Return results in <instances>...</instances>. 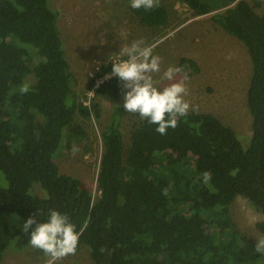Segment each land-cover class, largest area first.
Returning a JSON list of instances; mask_svg holds the SVG:
<instances>
[{"label":"trees","instance_id":"obj_1","mask_svg":"<svg viewBox=\"0 0 264 264\" xmlns=\"http://www.w3.org/2000/svg\"><path fill=\"white\" fill-rule=\"evenodd\" d=\"M182 1L196 16L223 9L213 18L247 49L249 144L244 148L213 114L189 111L164 135L146 120L136 123L124 151L122 109L115 107L101 132L94 198L80 178L61 173L54 162L84 134L71 125L74 111L99 117L97 103L87 108L73 99L57 12L49 0H0V259L9 242L25 248L35 227L26 233L6 215L44 222L57 210L76 225L78 247L89 248L94 264H264V249L256 251L231 216L237 196L264 215V0ZM132 10L143 24L165 20L159 7ZM30 49L40 57L32 69ZM181 62L197 67L187 58ZM111 71L109 61L97 75ZM31 72L35 81L21 93ZM122 85L111 76L94 95L119 97ZM205 172L211 174L207 183ZM34 184L44 196L33 192ZM256 226L264 231V219Z\"/></svg>","mask_w":264,"mask_h":264},{"label":"rangeland","instance_id":"obj_2","mask_svg":"<svg viewBox=\"0 0 264 264\" xmlns=\"http://www.w3.org/2000/svg\"><path fill=\"white\" fill-rule=\"evenodd\" d=\"M253 4L254 0H246ZM263 2V0H257ZM57 12V24L65 56L72 77L73 99L99 106V117L74 111L71 125H80L84 134L62 148L54 162L61 173L81 179L93 197L99 195L97 172L103 149L101 132L105 129L114 108L122 109L121 132L124 151L130 144V133L142 119L138 114L127 113L123 108L124 89L119 97L108 94L94 95L90 80L100 79V67L113 59H120V48L134 40L143 39L146 44H155L154 54L162 58L161 73L170 65L182 68L181 76L189 77L186 99L199 106L198 112L216 116L231 127L242 146L249 144L251 116L246 105V90L251 76V64L245 45L225 31L213 15L223 9L196 16L182 0H160L159 11L165 13L164 22L157 17L149 24L140 22L130 7V0H49ZM27 63L32 69L40 60L33 50L28 51ZM230 57V58H229ZM183 58L192 60L193 68ZM159 78V75H157ZM35 81L33 72L25 83ZM164 81V84H167ZM79 148L73 152V147ZM33 192L44 196L45 192L34 184ZM231 216L241 236L256 243L264 240V231L256 224L264 219L263 213L248 199L237 196L231 205ZM3 219L20 229L24 221L15 214ZM13 221V222H12ZM48 257L30 243L17 250L9 242L0 264H46ZM94 264L86 245L77 247L75 255L65 256L57 264Z\"/></svg>","mask_w":264,"mask_h":264},{"label":"clouds","instance_id":"obj_3","mask_svg":"<svg viewBox=\"0 0 264 264\" xmlns=\"http://www.w3.org/2000/svg\"><path fill=\"white\" fill-rule=\"evenodd\" d=\"M159 4L160 0H130L132 9L143 8L146 11ZM155 47V44H146L143 39L124 45L118 53L120 59L112 62V71L106 78L116 76L123 82L122 87L128 89L123 95V108L127 113L138 114L142 120L157 125L155 131L164 135L168 128H175L179 118L186 117L189 111L198 112L199 106L186 99L189 77L187 74L180 75L183 71L181 67L170 65L161 73L162 58L154 54ZM164 81L168 83L164 84ZM29 87L25 83L19 91L27 93ZM78 151L79 148L74 146L73 152ZM203 175L207 183L211 174L205 172ZM33 224L35 227L29 235V243L48 257L46 264H57L65 256L75 255L81 233L67 214L50 210L44 222L30 217L24 222L22 231L27 233ZM261 249H264V240L256 244V251Z\"/></svg>","mask_w":264,"mask_h":264},{"label":"built area","instance_id":"obj_4","mask_svg":"<svg viewBox=\"0 0 264 264\" xmlns=\"http://www.w3.org/2000/svg\"><path fill=\"white\" fill-rule=\"evenodd\" d=\"M117 61H118V59H113V63H115V62H117ZM110 73H111V72H107V73H105L103 76L100 77V79H94V84H93L94 88H92V91H93V92H94L95 87H97V85H98L100 82H102V81L105 80V79H108V78H106V76H108ZM89 98H90V97H88L87 100H84V101H83V103H84L85 105H87V106H89V104H90Z\"/></svg>","mask_w":264,"mask_h":264}]
</instances>
